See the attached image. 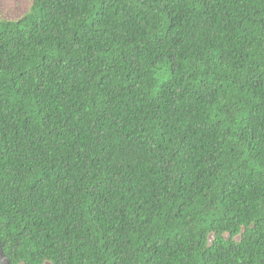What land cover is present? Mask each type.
Instances as JSON below:
<instances>
[{"label": "trees", "instance_id": "trees-1", "mask_svg": "<svg viewBox=\"0 0 264 264\" xmlns=\"http://www.w3.org/2000/svg\"><path fill=\"white\" fill-rule=\"evenodd\" d=\"M10 264H264V0H30L0 17Z\"/></svg>", "mask_w": 264, "mask_h": 264}, {"label": "rangeland", "instance_id": "rangeland-1", "mask_svg": "<svg viewBox=\"0 0 264 264\" xmlns=\"http://www.w3.org/2000/svg\"><path fill=\"white\" fill-rule=\"evenodd\" d=\"M30 4V0H0V17L15 19L21 16Z\"/></svg>", "mask_w": 264, "mask_h": 264}, {"label": "water", "instance_id": "water-1", "mask_svg": "<svg viewBox=\"0 0 264 264\" xmlns=\"http://www.w3.org/2000/svg\"><path fill=\"white\" fill-rule=\"evenodd\" d=\"M0 264H10L9 258L3 253L1 240H0Z\"/></svg>", "mask_w": 264, "mask_h": 264}]
</instances>
